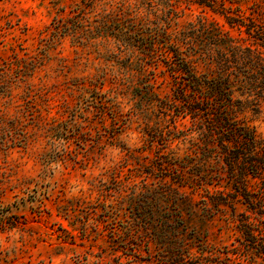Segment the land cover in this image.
Returning a JSON list of instances; mask_svg holds the SVG:
<instances>
[{
    "label": "rangeland",
    "instance_id": "374dc122",
    "mask_svg": "<svg viewBox=\"0 0 264 264\" xmlns=\"http://www.w3.org/2000/svg\"><path fill=\"white\" fill-rule=\"evenodd\" d=\"M182 1L181 27L204 15L264 54V44L245 28L231 27L205 5ZM64 5L66 12L60 10ZM73 7L74 0H0V264H161L155 248L149 251L129 237L130 223L103 220L108 208L103 203H119L116 180L125 193H132L135 183L159 181L164 174L158 152L181 158L187 143L163 148L159 136L151 138L155 126L164 130L169 118L153 113L148 125L137 115L143 99L107 55L74 45L69 37L49 44L55 17ZM242 7L246 15L254 8L264 12V0H243ZM105 70L107 79L94 92L90 79ZM158 79V92L171 93L169 80ZM98 100L107 106L105 114ZM247 118L264 136V112L250 110ZM165 178L173 181L171 175ZM250 182L256 189L259 180ZM181 188L194 199L207 197L202 190ZM216 188L231 191L225 180L211 186ZM229 199L237 218L255 219L257 213L242 200ZM221 206L225 211L212 221L189 224L208 231L212 246L239 247L245 264H264L257 244L264 223H252L254 244L246 232L228 227L226 217L234 211Z\"/></svg>",
    "mask_w": 264,
    "mask_h": 264
},
{
    "label": "trees",
    "instance_id": "16d2710c",
    "mask_svg": "<svg viewBox=\"0 0 264 264\" xmlns=\"http://www.w3.org/2000/svg\"><path fill=\"white\" fill-rule=\"evenodd\" d=\"M182 2L124 0L115 5L112 0H74L66 15L55 17L48 40L52 44L69 37L74 45L107 55L143 99V105L135 109L137 115L148 125L153 113L169 118L164 130L155 126L151 138L159 136L163 148L175 141L187 143L181 158L158 152L164 177L152 186L135 183L132 193H125L116 180L119 203H103L108 208L102 219L130 223L129 237L145 243L149 251L155 248L154 256L161 264H245L238 257L242 256L239 247L210 245L208 231L189 220L212 221L225 211L221 205L229 204L234 215L226 217L228 227L246 232L256 244L252 223H264V136L248 123L247 112H264V54L204 15L181 27L177 19L184 15L179 9ZM190 2L209 7L231 27L245 28L264 44L261 9L246 15L243 0ZM66 8L60 10L66 12ZM106 75L105 70L90 79L94 92L103 87ZM159 75L169 80L171 93L158 92ZM80 84L87 89L83 80ZM106 109L102 103L101 113ZM169 175L173 181L165 178ZM250 177L259 180L256 189L250 188ZM224 180L231 187L229 193L211 189ZM183 186L194 194L202 190L207 197L194 199ZM230 196L256 212L255 219L248 214L237 218ZM260 240L257 244L264 255V236Z\"/></svg>",
    "mask_w": 264,
    "mask_h": 264
}]
</instances>
